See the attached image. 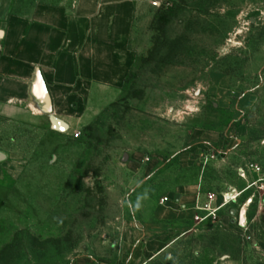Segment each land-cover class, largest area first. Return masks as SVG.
<instances>
[{"label": "rangeland", "instance_id": "obj_1", "mask_svg": "<svg viewBox=\"0 0 264 264\" xmlns=\"http://www.w3.org/2000/svg\"><path fill=\"white\" fill-rule=\"evenodd\" d=\"M132 2L136 62L120 98L79 135L53 113L0 116V151L22 166L0 182V264L86 255L109 264H264L263 190L239 195L217 217L196 202L199 194L220 202L247 187L251 163L264 167V0ZM196 189L191 214L175 217L187 206L177 197L191 200Z\"/></svg>", "mask_w": 264, "mask_h": 264}, {"label": "crops", "instance_id": "obj_2", "mask_svg": "<svg viewBox=\"0 0 264 264\" xmlns=\"http://www.w3.org/2000/svg\"><path fill=\"white\" fill-rule=\"evenodd\" d=\"M134 12L132 0L35 5L0 0V116L24 121L53 113L52 118L66 123L65 130L79 135L120 98L130 77L137 58L130 46ZM38 71L52 112L33 92ZM21 168L18 160L12 162L0 151V182ZM197 192L191 200L177 197L187 206L175 217L191 214L188 203L192 205ZM71 264L109 263L86 255Z\"/></svg>", "mask_w": 264, "mask_h": 264}, {"label": "built area", "instance_id": "obj_3", "mask_svg": "<svg viewBox=\"0 0 264 264\" xmlns=\"http://www.w3.org/2000/svg\"><path fill=\"white\" fill-rule=\"evenodd\" d=\"M249 170L253 172L255 175L253 179L248 180V170L246 168L240 169V176L246 180H248L249 184L244 189L240 190V195H243L250 189L255 188L256 191L259 189L264 191V167H262L260 164L257 163H251L249 166ZM235 191V190H234ZM234 191L229 193H223L221 200H217V198L213 194H209L206 198V200H202L201 194L197 196V209L201 211H207L206 216H213L217 217L218 212L226 207L229 203L232 201H236L237 199H234ZM256 191L255 193L250 194L246 200V206L251 205L255 201L256 197ZM169 197L165 196L162 198V202H168Z\"/></svg>", "mask_w": 264, "mask_h": 264}, {"label": "water", "instance_id": "obj_4", "mask_svg": "<svg viewBox=\"0 0 264 264\" xmlns=\"http://www.w3.org/2000/svg\"><path fill=\"white\" fill-rule=\"evenodd\" d=\"M33 92L43 102L44 109L47 112H52V106H51V102H50L49 92L46 88L43 77L39 71L37 72V75H36V80L34 82ZM53 121H54V124H56V123L59 124L62 127V129H66L67 125L62 120L53 118ZM243 213H244V210H242V214Z\"/></svg>", "mask_w": 264, "mask_h": 264}, {"label": "bare ground", "instance_id": "obj_5", "mask_svg": "<svg viewBox=\"0 0 264 264\" xmlns=\"http://www.w3.org/2000/svg\"><path fill=\"white\" fill-rule=\"evenodd\" d=\"M239 195H240V192H236V193L234 194V199L237 198Z\"/></svg>", "mask_w": 264, "mask_h": 264}]
</instances>
